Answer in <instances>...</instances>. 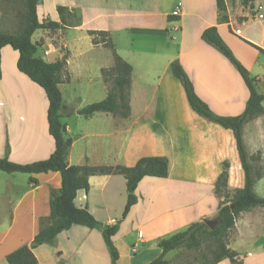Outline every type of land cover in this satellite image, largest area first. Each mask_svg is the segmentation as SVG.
<instances>
[{"label": "crops", "instance_id": "1", "mask_svg": "<svg viewBox=\"0 0 264 264\" xmlns=\"http://www.w3.org/2000/svg\"><path fill=\"white\" fill-rule=\"evenodd\" d=\"M224 1L226 12L220 11L217 0H40V22L60 23L59 7L76 13L81 20L80 25L71 24L55 32L39 30L33 36L39 34L33 43L41 45L39 53L47 62L67 59L70 81L61 84L60 90L73 113L64 118L67 137L72 141L69 165L131 168L142 158L161 157L169 161V173L166 179L145 178L140 183L136 190L138 203L125 219L128 188L124 177L90 178L89 192L80 191L75 205L88 209L102 228L74 226L63 232L53 244L34 250L38 264H112L103 229L117 224L119 232L113 239L119 254L116 264H150L161 256L162 240L204 219H217L223 199L216 195L215 185L225 162L230 164L228 190L244 188L245 174L233 133L196 115L181 83L171 72L174 63L180 64L198 97L215 113L224 117L243 114L249 91L242 77L202 36L206 30L216 28L232 49H241L222 32L227 27L236 37L263 50L264 42L253 40L250 32L243 36V30L237 28L239 21L232 15L230 0ZM254 20L264 18L256 16ZM239 23L241 27L249 25L248 19ZM90 32L109 33L118 55L133 68L131 112L127 119L106 113L86 118L80 111L89 105L72 106L73 101L64 91L81 79L90 85L98 79L109 95L103 71L114 67V57L111 50L93 44ZM103 51L111 52V66L90 57H99ZM18 60L17 51L11 47L3 49L0 159L28 165L49 159L55 144L49 134L46 94L18 70ZM248 70L264 94V63L261 65L259 59ZM77 97L73 100L81 101ZM228 108L231 110H222ZM81 117L87 122L84 129L76 126L82 122ZM244 142L253 167L258 169L255 158L259 154L264 166V115L245 126ZM79 143L82 149H77ZM60 189L58 173L0 172V264H8L10 254L30 246L48 226L52 194ZM255 192L264 198V176ZM224 241L231 258L242 264H264V209L252 207L241 213L225 233ZM244 243L249 248L240 253L237 247ZM133 249H137L136 254ZM172 254L175 253L167 256L168 261ZM231 258L225 264H231Z\"/></svg>", "mask_w": 264, "mask_h": 264}, {"label": "trees", "instance_id": "2", "mask_svg": "<svg viewBox=\"0 0 264 264\" xmlns=\"http://www.w3.org/2000/svg\"><path fill=\"white\" fill-rule=\"evenodd\" d=\"M26 1V26L19 35L0 33V61L2 51L11 47L19 53L17 63L18 70L27 76L34 84L38 85L48 99V126L49 134L54 140L55 150L51 157L28 165H20L9 159H0V172L7 174L41 175L58 173L61 177V189L59 193H53L50 202V216L48 226L40 231L30 246H24L7 257L8 264H38L34 250L42 245H51L56 238L74 226H83L90 230L102 228V225L88 211L77 208L75 200L80 191L89 192L90 178L94 176H122L127 181L128 194L127 205L123 214L125 219L130 210L138 203L136 190L145 178L166 179L169 173V161L161 157H145L140 159L134 167H91L70 166L67 162L72 141L67 137L65 117H70V112L64 103L60 85L70 81L66 74L67 59L63 58L55 63H49L39 56V44L32 41L34 34L39 30L55 32L56 30L71 27L68 22L70 15L75 14L65 7L58 8L60 23L40 22L38 6L40 0ZM256 2L257 0H252ZM218 8L226 12L224 0H217ZM81 24L79 19L78 25ZM93 44L102 45L112 51L114 57V69L104 70L105 83L113 77L114 87L109 91L108 97L99 103L87 106L80 111V115L90 118L98 113L111 114L115 117H130V90L133 68L126 63L117 53L115 45L109 33L90 32ZM202 39L207 44L215 47L237 69L248 91L249 99L246 108L240 116L224 117L216 115L209 106L203 102L195 92L194 85L182 66L174 63L171 66L173 76L181 83L189 106L192 111L216 124L225 130L231 131L236 141V147L242 169L245 174V186L230 194L228 190L230 164H223V172L215 185V193L218 197H224L221 202L217 219L219 226L214 230L197 222L188 230L178 233L171 238L159 243L162 254L150 264H171L167 260L170 253L181 251L198 253V264H220L225 259L231 258L224 241L225 233L234 225L235 219L244 211L252 207L264 209V198L255 192L256 184L264 176V166L255 169L244 142V128L254 119L264 115V94L258 90V80L252 78L249 71L239 62L232 50L225 44L216 28L206 30ZM244 41V40H243ZM264 55V50L245 41ZM255 161L262 162L259 154ZM132 191V192H131ZM119 232V224L103 229V236L112 256V264H116L119 254L114 246L113 239ZM231 264H242L237 259L231 258Z\"/></svg>", "mask_w": 264, "mask_h": 264}, {"label": "rangeland", "instance_id": "3", "mask_svg": "<svg viewBox=\"0 0 264 264\" xmlns=\"http://www.w3.org/2000/svg\"><path fill=\"white\" fill-rule=\"evenodd\" d=\"M230 2H231L230 4L232 7V15H234V17L239 22H243L245 19H248V22H249V23H247V24H249L248 26L241 27L242 23L238 22L237 28L243 30V36L246 37L247 33L250 32V33H252V39L253 40L259 41V42L260 41L264 42V21H259V20L255 21L254 19L258 14L255 11H253V9H255L257 7L258 8L261 6L264 7V0H261L258 4H255V2H253L252 0H230ZM261 14H264V12H261ZM68 22H69V24H73V25L78 24L79 23L78 15L76 13L70 15V17L68 18ZM25 26H26V1L25 0H0V33L10 34V35H19L23 32ZM222 32H224L225 35L227 34L229 37H231L233 39L232 40L233 42L239 44L242 47L241 49H238L237 47L235 49H232V47L230 45H228L226 43V41L222 38L223 41L225 42V44L232 50L234 55L237 57L239 62L247 70H248L249 66H251L252 63L258 62L259 59H260L261 65H262V62L264 63V55L262 53H260L257 49H255L254 47L250 46L245 41H243L244 39L236 37L235 35H233L230 32L229 28H227V27L226 28L224 27L222 29ZM245 32H247V33H245ZM38 38H39V34H37L33 38V42H35ZM69 41H70V43L72 42L71 36L69 38ZM37 44H39V43H37ZM39 46H41V45L39 44ZM259 48H261V47H259ZM39 51H40V49H39ZM39 56H41L40 53H39ZM89 56H90V54H89ZM90 57L92 58V60L94 62H97V63H103V61H105V64L107 66L108 65L111 66L113 64V57H112V54L110 51L101 52V54H99V57L97 55H92ZM77 61H80V60H77ZM113 69H114V67H111V69H109V70H113ZM94 71L97 73L96 70H94ZM95 72H94V74H95ZM106 84L108 86L109 91L113 89L114 83H113V77L112 76L110 78V82L106 83ZM64 91H65L66 95L68 96V99L70 101H73V102H71L72 106L75 107V106L80 105V108H84L87 105H92L95 103L102 102L107 97L106 93H104L103 86L99 84L98 79L94 80L91 85L86 80L81 79V80H79V81H77L71 85L66 86L64 88ZM77 96H79L81 101L73 100ZM78 102L80 104H78ZM216 107L219 108L217 104H216ZM222 110H231V109L228 108V109H222ZM215 114L218 116H222V115H219L217 113H215ZM200 118H202V117H200ZM80 119H81L80 121H82V122H79L78 124H76V126H78L79 129H84L87 126V122H85V119L83 117H81ZM202 119H204V118H202ZM204 120H206V119H204ZM211 124H213V123H211ZM74 125H75V123H74ZM105 125L107 126V123ZM213 125H216V124H213ZM81 147H82L81 143L77 144V149H82ZM105 167H107V166H105ZM255 167L260 168L261 163L256 164ZM128 194H130V191H128ZM230 194L232 195V192H230ZM259 194L261 195V193H259ZM262 194H264V193H262ZM221 198L224 201V197H221ZM254 218H256V217H254ZM241 246H242V248H241ZM241 246L237 247V250L240 253L245 252L249 248V245L246 243L242 244ZM197 258H198V253L181 251V252L172 254V256H170V258H169V261L171 264H198V262H196ZM225 263H228L227 259L222 261L220 264H225Z\"/></svg>", "mask_w": 264, "mask_h": 264}, {"label": "water", "instance_id": "4", "mask_svg": "<svg viewBox=\"0 0 264 264\" xmlns=\"http://www.w3.org/2000/svg\"><path fill=\"white\" fill-rule=\"evenodd\" d=\"M43 60L46 61L47 60L46 57H43ZM202 222L206 224L210 228V230H214L220 224L218 220H210V219H204Z\"/></svg>", "mask_w": 264, "mask_h": 264}, {"label": "built area", "instance_id": "5", "mask_svg": "<svg viewBox=\"0 0 264 264\" xmlns=\"http://www.w3.org/2000/svg\"><path fill=\"white\" fill-rule=\"evenodd\" d=\"M263 11V7L261 6V7H259L258 9H256V13L258 14L257 16H258V18H260V19H263L264 18V16H263V14H261V12ZM236 34H240V32L239 31H237L236 32ZM134 254H136L137 253V249H133V251H132Z\"/></svg>", "mask_w": 264, "mask_h": 264}]
</instances>
